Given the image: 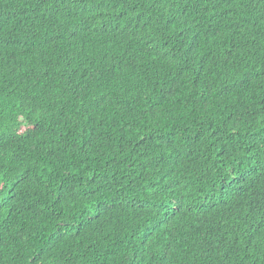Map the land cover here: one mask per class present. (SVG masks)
Wrapping results in <instances>:
<instances>
[{"label": "trees", "instance_id": "16d2710c", "mask_svg": "<svg viewBox=\"0 0 264 264\" xmlns=\"http://www.w3.org/2000/svg\"><path fill=\"white\" fill-rule=\"evenodd\" d=\"M0 264H264V0H0Z\"/></svg>", "mask_w": 264, "mask_h": 264}, {"label": "bare ground", "instance_id": "6f19581e", "mask_svg": "<svg viewBox=\"0 0 264 264\" xmlns=\"http://www.w3.org/2000/svg\"><path fill=\"white\" fill-rule=\"evenodd\" d=\"M165 150V149H164ZM166 153V152H165ZM172 169V168H171Z\"/></svg>", "mask_w": 264, "mask_h": 264}]
</instances>
